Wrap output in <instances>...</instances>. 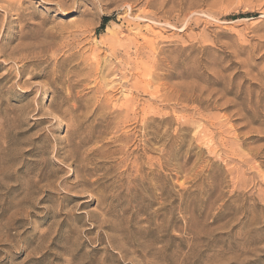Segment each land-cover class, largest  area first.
I'll list each match as a JSON object with an SVG mask.
<instances>
[{
	"label": "rangeland",
	"instance_id": "obj_1",
	"mask_svg": "<svg viewBox=\"0 0 264 264\" xmlns=\"http://www.w3.org/2000/svg\"><path fill=\"white\" fill-rule=\"evenodd\" d=\"M0 264H264V0H0Z\"/></svg>",
	"mask_w": 264,
	"mask_h": 264
},
{
	"label": "trees",
	"instance_id": "obj_2",
	"mask_svg": "<svg viewBox=\"0 0 264 264\" xmlns=\"http://www.w3.org/2000/svg\"><path fill=\"white\" fill-rule=\"evenodd\" d=\"M108 17H104V23L107 21Z\"/></svg>",
	"mask_w": 264,
	"mask_h": 264
}]
</instances>
